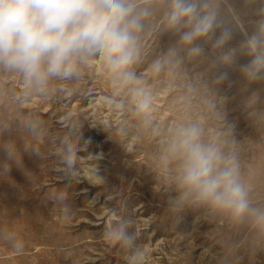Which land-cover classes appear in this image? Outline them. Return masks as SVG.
Returning a JSON list of instances; mask_svg holds the SVG:
<instances>
[{"label":"rangeland","instance_id":"374dc122","mask_svg":"<svg viewBox=\"0 0 264 264\" xmlns=\"http://www.w3.org/2000/svg\"><path fill=\"white\" fill-rule=\"evenodd\" d=\"M92 2L136 20L134 79L100 50L43 81L0 64V264H264V71L244 72L264 0H188L211 20L191 42L172 0ZM196 145L212 176L234 168L243 213L188 182Z\"/></svg>","mask_w":264,"mask_h":264},{"label":"clouds","instance_id":"9594fccd","mask_svg":"<svg viewBox=\"0 0 264 264\" xmlns=\"http://www.w3.org/2000/svg\"><path fill=\"white\" fill-rule=\"evenodd\" d=\"M127 11L116 2L103 5L92 0H0V64L43 81L52 76L71 75L72 57L79 50H100L114 71L132 80V73L127 71L134 62V38L129 29L138 24L132 19L125 27H118ZM185 18L190 24L195 21L192 30L182 37L185 41L191 42L211 27L209 17L197 19L194 3L172 0L170 25L176 26ZM251 43L259 46L262 41L253 37ZM261 71L264 53L257 54L251 65L244 68L249 76ZM138 106L147 110L149 100H140ZM192 135L195 136V130ZM191 152L188 182L200 186L205 197H213L243 213L248 207L247 194L234 168L226 167L212 176L214 160L220 158L215 150L196 145Z\"/></svg>","mask_w":264,"mask_h":264}]
</instances>
